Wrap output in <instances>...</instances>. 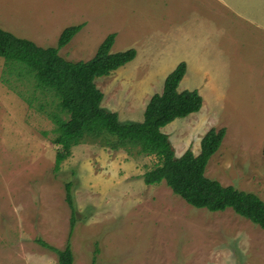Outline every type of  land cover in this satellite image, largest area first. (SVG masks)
Returning a JSON list of instances; mask_svg holds the SVG:
<instances>
[{
    "label": "rangeland",
    "instance_id": "374dc122",
    "mask_svg": "<svg viewBox=\"0 0 264 264\" xmlns=\"http://www.w3.org/2000/svg\"><path fill=\"white\" fill-rule=\"evenodd\" d=\"M225 1L0 0V28L47 49L85 24L60 51L73 62L90 61L116 34L112 51L135 49L137 58L96 84L103 107L122 122H142L165 78L186 62L180 88L199 91L204 104L163 129L176 156H198L210 130L226 129L206 176L264 201V23ZM190 60L199 74L190 75ZM37 84L27 65L0 57V264H60L40 240L62 250L70 243L74 264H264L259 226L231 209H196L165 182L147 185L146 173L159 165L154 156L88 140L56 173L50 114L58 101Z\"/></svg>",
    "mask_w": 264,
    "mask_h": 264
},
{
    "label": "trees",
    "instance_id": "16d2710c",
    "mask_svg": "<svg viewBox=\"0 0 264 264\" xmlns=\"http://www.w3.org/2000/svg\"><path fill=\"white\" fill-rule=\"evenodd\" d=\"M84 25L67 28L53 48H42L31 40L22 39L0 28V57L27 65L36 74V90H47L58 101L57 113L50 114L56 125L53 144L57 147L55 172L72 155L74 147L88 140L100 141L113 149H138L146 156H154L159 165L146 173L149 186L166 183L175 195L196 209L209 212L233 210L238 216L251 221L264 231V201L254 193L225 187L206 176L211 159L218 153L226 137V129H212L201 142V153L196 156L188 150L182 157L176 151L163 129L179 119L199 113L204 104L197 90L181 91L188 72V64L181 62L165 80L162 93L155 94L142 122H122L119 114L103 107L104 93L96 80L110 76L137 58V51L130 49L114 53L116 34H110L99 47L95 57L87 62L66 60L60 51L68 46L82 31ZM8 82V80H7ZM50 93V92H49ZM59 99V100H58ZM44 107H42L43 109ZM264 155V149H263ZM72 184L66 185V200L72 211V228L76 225V207ZM39 243L57 253L60 264H74L71 244L58 249ZM93 264H97L94 259Z\"/></svg>",
    "mask_w": 264,
    "mask_h": 264
},
{
    "label": "crops",
    "instance_id": "0c3cea01",
    "mask_svg": "<svg viewBox=\"0 0 264 264\" xmlns=\"http://www.w3.org/2000/svg\"><path fill=\"white\" fill-rule=\"evenodd\" d=\"M225 2L234 11H237L240 16H243V17L247 16V17H249L251 15H256L258 17L257 22L259 23V22L262 21V23H264V0H226ZM0 21H1L0 22V26H3V24L5 23V21H3V20H0ZM81 25H84V27H85V24H81ZM84 27H83V29H84ZM259 32H262V34L264 35V28L262 30H260ZM35 43L37 44L39 42L35 40ZM190 66H191L190 75H193L194 73L199 74L200 66L196 62H194L193 60H190ZM188 69H189V67H188ZM208 74H210V72H205V76H207ZM168 76H169V74H168ZM166 78H165V80H166ZM204 86H206V84L205 83H202V84H200L196 88H198L200 90V89L204 88ZM180 90H181V88H180ZM181 91H184V90H181ZM148 104H149V102L147 103L146 108H147ZM145 111H146V109H145ZM167 127H166V129H167Z\"/></svg>",
    "mask_w": 264,
    "mask_h": 264
}]
</instances>
